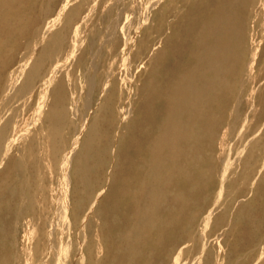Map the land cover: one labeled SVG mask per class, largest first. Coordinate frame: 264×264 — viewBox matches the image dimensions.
I'll list each match as a JSON object with an SVG mask.
<instances>
[{
  "label": "bare ground",
  "instance_id": "bare-ground-1",
  "mask_svg": "<svg viewBox=\"0 0 264 264\" xmlns=\"http://www.w3.org/2000/svg\"><path fill=\"white\" fill-rule=\"evenodd\" d=\"M0 264H264V0H0Z\"/></svg>",
  "mask_w": 264,
  "mask_h": 264
}]
</instances>
